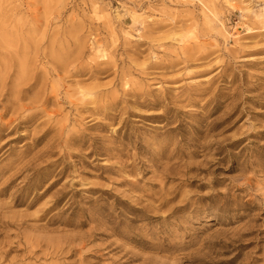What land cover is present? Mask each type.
I'll return each mask as SVG.
<instances>
[{
  "label": "rangeland",
  "instance_id": "obj_1",
  "mask_svg": "<svg viewBox=\"0 0 264 264\" xmlns=\"http://www.w3.org/2000/svg\"><path fill=\"white\" fill-rule=\"evenodd\" d=\"M259 12L0 0V264H264Z\"/></svg>",
  "mask_w": 264,
  "mask_h": 264
},
{
  "label": "bare ground",
  "instance_id": "obj_2",
  "mask_svg": "<svg viewBox=\"0 0 264 264\" xmlns=\"http://www.w3.org/2000/svg\"><path fill=\"white\" fill-rule=\"evenodd\" d=\"M231 1L232 0H222V2L224 4H227V5ZM244 12H245V14L249 13L248 9H244ZM131 17H132V19H133L134 22L136 21V22H139L140 25H143V23H144V19L143 18H140L138 15H136L134 13L131 14ZM263 17H264V13H262V12L252 14V18H255V19H258V20L262 19ZM203 20H204V23L206 25H209V26H211L214 23L219 22V20L217 19V17L214 14L210 13V11L209 12H204V14H203ZM219 28H220V31L222 33H225V35H229L224 30L223 25L220 22H219ZM246 30L248 32H250V29L249 28H247ZM194 39H195V37L193 35H188V36H185V37L180 38L178 40V43L184 45L185 43H188V42H190L191 40H194ZM3 43L5 44V42H3Z\"/></svg>",
  "mask_w": 264,
  "mask_h": 264
}]
</instances>
